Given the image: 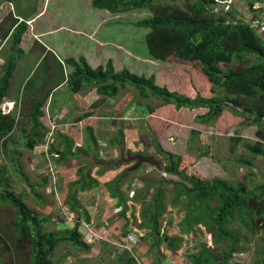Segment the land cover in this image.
<instances>
[{
  "label": "trees",
  "instance_id": "1",
  "mask_svg": "<svg viewBox=\"0 0 264 264\" xmlns=\"http://www.w3.org/2000/svg\"><path fill=\"white\" fill-rule=\"evenodd\" d=\"M160 1L91 0V6L94 9L118 14L150 8L159 4ZM170 1L176 4L177 0ZM180 1L184 3V6L182 10L176 11L175 18H162L161 14L153 15L134 26L147 31L145 46L148 58L164 61L170 59L180 62L184 67H192L191 81L187 83V86L190 85L196 90L197 93L194 96L171 91L165 85L155 83L153 76H138L126 69L116 73L111 62H108L104 68L98 67L92 70L83 58H79L78 61L74 59L66 61V64L74 71L65 77V81L73 91H79L83 83H93L97 94L103 97L114 96L126 86H131L138 91V105L144 101L148 113H152L154 108L169 105H173L177 110L182 107L206 108V112L194 117V121L202 125L216 121L224 109L233 110L246 117L251 116L249 124L256 126L255 135L258 141L244 143L243 148L252 156L264 158V31L242 25L239 21L240 15L232 13L236 12L232 0ZM244 1L247 8L251 10L255 1ZM221 2L230 5L229 12H223V9L219 7L218 4ZM251 19H254L252 15ZM230 21L235 24L232 25ZM13 25L15 26L11 29ZM25 27L23 23L16 24L15 20L9 26L10 55L0 69V104L2 105L5 103L6 91L10 87V78L14 72L16 60L22 55L18 46ZM7 36L8 33L5 39ZM247 57L252 58L249 60ZM194 76L200 81L201 86L198 87ZM204 92L210 93V96L205 95ZM149 94L161 98L162 101L159 104L150 105L146 102ZM48 95L49 92L42 93L37 99L30 98L32 100L26 111L29 127L24 138L25 142L21 139L13 142L9 137L15 128L16 121L6 108L7 105H0V152L1 148L6 147L8 139L13 142V147L22 145L28 150L41 140L43 127L39 119L44 116L42 106ZM87 116H90L89 112L84 113L82 117ZM53 122L57 124V121L53 120ZM85 133L87 135L84 139V147L87 152L92 149L97 150L98 141L93 134V129L87 127ZM191 133L193 136L199 135L195 130ZM122 139L123 132L119 130L111 144L115 145ZM63 140L66 143L67 140L64 138ZM150 142L154 153L165 157L163 173L178 178V181L166 180L163 177L157 180L141 177L143 187L133 191L131 197L126 196L129 189L125 193L121 188L126 184V178L121 179L118 176L103 184V188L109 195L117 199V206L121 207L118 217L126 222L121 229L122 235L127 236L126 229L131 224L126 219L129 209L126 202L128 199L133 202L138 199L146 201L147 193L150 192L149 200L144 203L146 205L140 213L142 223L138 226V230L148 232L142 240L148 239L147 254H151L154 258V263L151 264H162L167 258L164 254L165 250L173 256L176 250H180L182 241L186 238L191 240V237L193 240L189 244L190 247L183 250L186 264H234L231 261L232 255L245 250L244 244L247 237L264 232V179L259 186L251 189L241 182L230 184L217 178L205 181L189 167L193 164V161H190L193 158L188 155L175 156L164 151L154 133ZM13 147L9 149V153H11V159L15 160L16 154ZM71 150V145H68L67 151L57 152L58 150L50 144L48 152L55 156V162L60 165L67 160L66 157ZM133 158L130 161L133 165L130 169H126L125 174L128 171L130 172L128 175L131 172L135 173L142 165L150 164L151 160L149 155L140 151ZM242 163L250 165L247 160ZM96 164L101 166L102 161ZM108 168L110 166L104 167L103 170ZM47 171L51 176L52 171ZM3 174L4 167H1L0 202L10 206L14 216L12 223L9 224L13 235L6 226H0V264H4L2 257L11 253L12 250L25 255L28 264H53L51 258L62 244H71L77 252H91L92 248L82 240L79 232L80 220L83 219L88 223L89 218L82 209L78 197L80 192L99 186V182L91 176V169L80 167L77 171L78 180L68 185V193L63 203L68 206L67 217L76 215V224L72 231L64 234L43 232V227L50 224L51 217H38L32 213L23 203L22 195H15L10 190L8 182L1 181ZM43 183H46V180H42L41 185ZM168 186L171 188L169 191H167ZM165 192L171 196L170 202L172 207L176 208V213L183 214L177 225L178 232L171 238L166 236L165 231L158 229V221L166 213ZM233 223L240 229H244L245 234L242 236L238 234L232 227ZM168 224L172 228V222ZM201 228L204 229V237L208 236L212 241L211 245L204 242L203 237V240L197 237V234H202ZM196 241L199 243L194 246ZM239 243L242 246H239ZM101 246L111 248V245L106 243H101ZM117 250L114 248L109 250L110 255L115 254L113 264H136L131 251L120 250L118 253ZM256 264H264V249Z\"/></svg>",
  "mask_w": 264,
  "mask_h": 264
},
{
  "label": "rangeland",
  "instance_id": "2",
  "mask_svg": "<svg viewBox=\"0 0 264 264\" xmlns=\"http://www.w3.org/2000/svg\"><path fill=\"white\" fill-rule=\"evenodd\" d=\"M51 1L53 2L54 0ZM25 3L27 6L33 7L34 0H25ZM17 4H19V2H17ZM183 6L184 3L180 0H177L176 4H173L170 0H161L159 4H155L143 10L120 14H103L102 20H99L96 18L101 14L94 12L91 14L92 12H90L94 10L91 6V0H68V20H66L67 18L65 15L60 23L61 25L53 24V26L56 28L68 26V28L75 27V29L79 26L84 27V29L80 28L81 31L79 34L83 37L80 38L79 41L77 40L76 31L72 32L68 30V33L63 34L68 35V39L62 37L64 40H61L60 44L63 43L69 53L76 52L78 47L79 51H82L84 43L87 42V40H90V42L92 41L89 37L90 35L87 36V34H89V28L92 27L93 30L104 29L103 43L108 44L106 45L104 54L101 55L105 63L104 67L110 60L120 65L125 57L128 56L124 50L130 51L131 54H133L130 59L131 61L125 60V63H131V65L135 66V70L132 69V67L126 66L130 68V71L131 69L134 70L138 76H153L155 83L165 85L171 91L185 93L192 97L197 93L190 85L187 86V83L191 81L190 78L193 73L192 67H184L180 62H174L170 59L164 61L161 59L148 58L145 46V35L147 31L134 26L143 20L153 17V15L161 14L162 18H175L176 11L182 10ZM71 9H77L79 11L70 14ZM235 14L236 13H234V15ZM95 31L90 32V34ZM73 42L75 46L71 45ZM113 44L119 46L115 47ZM7 52L9 53L8 44L5 45L3 51L0 53V66L5 65L4 59L7 58ZM247 58L251 60L252 57ZM51 60L52 55L49 53H46L39 62H35L36 60H33V55H30L29 57L21 59L20 62L23 65L19 63L20 67L16 68L14 77L11 79V85L5 94L7 97H11V101L5 99L4 105L0 104L2 106L7 105L6 108H8L16 121L15 128L9 136L13 142L19 139L24 142L26 141L24 138L26 137V132L29 127L26 111L28 110L30 100H32L30 98L34 97V99H37L41 97L42 93L47 94L49 92L48 90L53 89L58 81L64 79L71 73V69L68 68L67 64V71L65 73L67 75H65L61 64L55 63L50 65ZM64 66L65 64L63 67ZM188 72L189 74L187 75ZM186 78L188 80H186ZM194 78L198 87L201 86L200 81L196 79L195 76ZM65 88H68V86ZM52 93L55 95L57 94L55 91H52ZM131 94L132 100H136L137 102V99H139L138 91L135 89ZM204 94L210 96L208 92H204ZM161 101V98L154 97L150 94L146 99V102L152 106L154 104H159ZM141 106H139V108L138 105L136 106V112L138 113L140 111L144 113L145 118L142 122H136L135 127L137 135L139 134L140 145H137L138 147L136 146L137 148L135 147L134 152L131 153H128L126 149L124 150L123 145H121V151L123 160L126 161L133 160L134 155L138 151L145 155H149L151 160L149 161L150 164L142 165L139 170L132 175L126 187L125 185L121 187L122 191L125 193L126 190L129 189L126 193L127 197H131L130 192L132 191V184L135 185L134 191L139 188L141 189L140 179L138 180L136 178L137 175L153 180L163 177L166 180L172 179L178 181V178L163 173L162 169L166 160L164 156L154 153V149L150 142L152 133L157 137L164 151L175 156L188 155L193 158L190 160L191 162L193 161V164H190L189 167H191V170H193L197 176H200V178L205 181L217 178L230 184L241 182L247 186L248 189L259 186L263 181L264 158L252 156L243 148L244 143H254L258 141L255 135L256 126L249 124L252 119L251 116L246 117V115H239V113L233 110L224 109L216 121L207 125H202L195 122L194 117L206 112V108L197 107L188 109L182 107L177 110L173 105H169L154 108L152 113H148L145 103H142ZM240 106L242 107V105ZM48 109V105L45 109H42L45 115L40 118L45 121V128H42L43 136L37 144H34L31 150L26 149L22 145H17L16 148L13 147V142L10 143L9 139L7 140L6 147L1 148L0 168L4 167V174L1 177V181L6 180L10 190H12L15 195H22L23 203L32 213L38 217H51L50 224L43 227V232L64 234L68 231H72L75 226L73 227V225L68 223V219L65 216L67 207H65L63 203L64 196L61 192H56L55 188L60 186L58 184H62L63 176L61 175L69 171L70 164L63 163L58 165L55 162V156L48 152V140L54 145L56 143V134L60 131V128H64L63 125L60 126V124H55L53 122V119L50 118L48 113ZM53 125H55L56 128L53 131V138L50 139ZM193 130L197 131L199 135L193 136L191 133ZM63 132L65 134L66 130L63 129ZM11 147L15 148V150L12 149L16 154L15 160L11 159V153H9ZM245 160L250 162L249 166L242 163V161ZM144 162L145 160L143 163ZM129 165L132 166L133 164L130 163ZM47 170L52 171L51 176ZM245 176L246 178H244ZM134 178H136V181ZM42 180H46V183L41 185ZM170 189V186H168L167 191ZM100 190L102 192V189ZM165 195V204L167 206L166 213L162 215L161 219L158 221V229L165 231L166 236L171 238L178 232L177 225L183 214L176 213V208L172 207L170 202L171 196L167 195V192H165ZM100 196L102 197L101 200L104 199L107 203H116L113 206L117 205V199L112 198L106 190L105 193L103 194L102 192ZM149 196L150 192L147 193L146 201L138 199L136 202H133L128 199L126 202L127 207H129L126 213V219L131 223L126 231L130 232L129 234H132V236L135 232H140L138 230V226L142 223L140 213L146 205L144 203H147L149 200ZM98 207L92 205L91 208H89L91 218H93H89L90 222L96 220L98 215H102L104 212L107 213V209H110V206L106 203ZM119 209L121 210V207L117 206L114 212L111 213V216H113L111 220L115 219L114 217L116 214L119 216ZM86 215L89 217L87 212ZM13 216V209L0 202V226H6L10 229L9 224L12 223ZM81 221L83 223L79 231L82 237L86 239L88 232L83 226V224H85L84 220L81 219ZM170 221L172 222V228L169 227L168 224ZM111 223L112 222H109V224ZM116 224L118 228L120 227L123 229L126 222L121 219L117 220ZM232 227L241 236L245 234L244 229H240L237 224L233 223ZM141 231L142 232L139 234L140 236H144L148 233L147 230ZM201 231L202 234H197V237H203L205 239L204 242L211 245L212 241H210V238L208 236L204 237L203 228H201ZM10 232L13 235L11 229ZM192 240L193 237H191V240L190 238L184 239L180 250H176L173 256L170 253L167 254L169 258L167 257L162 264H186L183 250H187L190 247L189 244H191ZM140 241L142 242V239H140ZM198 243V241L194 242V246L198 245ZM239 246H242V244L239 243ZM111 248L115 249L113 246H111ZM111 248L104 247L100 249L102 254H96V252H77L71 244H62L55 250L51 261L53 264H113L115 262V257L109 253ZM244 249L245 250L240 253H234L231 261L234 264H256V261L261 258L262 250L264 249V232H260L255 236H248L246 244H244ZM179 254L182 256L180 257ZM2 262L4 264H28V259L25 255L18 254L12 250L11 253L2 257Z\"/></svg>",
  "mask_w": 264,
  "mask_h": 264
},
{
  "label": "crops",
  "instance_id": "3",
  "mask_svg": "<svg viewBox=\"0 0 264 264\" xmlns=\"http://www.w3.org/2000/svg\"><path fill=\"white\" fill-rule=\"evenodd\" d=\"M16 1L19 2V4H17ZM222 3L227 6V9L223 10V12H229L230 5L225 2ZM232 3L236 8V12L233 11V13L240 15L239 21L248 20L250 9L247 8L245 1L232 0ZM33 4V7H30L29 5H26L25 0H0V53L3 51L5 45L8 44L9 53L7 52L8 55L6 57L10 55V24H13V21L15 20L16 24L23 23L26 26L25 31L20 38V43L18 46L19 50H21L22 52V55L16 60L15 69L10 78V85L11 79L14 77L16 68L20 67V64H22L20 60L29 57L30 55H33V60H36L35 62H39V60L43 58L46 53L51 54L52 60L50 62V65L58 63L63 66L65 64V66L63 67L64 74L67 71L66 61L69 59L78 61L79 58H83L92 70H95L98 67H104L105 63L104 60H102L101 55L104 54L106 45H108L107 43H103L104 29H95V31L92 27L89 28V34H87V36L90 35L89 37L92 41L90 42V40L86 39L87 42L84 43L82 51H79L78 47L76 49V52L69 53L68 49L64 47L63 43L60 44V41L64 40L62 37L68 39V35L63 34L68 33V30L72 32L76 31L78 37L77 40L79 41L80 38L83 37L79 34V32L81 31L80 28L84 29V27L79 26L78 28L76 27L77 29H75V27L68 28V26H61L58 28L53 26V24L61 25L60 23L64 19L65 15L67 18L66 20H68V0H54L53 2L51 0H34ZM78 11L79 10L77 9H71L70 14L77 13ZM90 12H92L91 14H93V12L101 14L96 18L99 20H102L103 14L109 13L105 10L98 9H94ZM14 26L15 25H13L11 29H13ZM93 31L95 32L90 34V32ZM7 33L8 36L5 39ZM71 45L75 46V43L73 42ZM113 45L115 47L119 46L117 44ZM124 51L126 52V54H128V56H126L125 59L122 58L124 60L120 65H117L115 61L113 63L112 60L108 62H112L116 73L121 72L124 69H128L130 73L136 74L134 72L135 66L131 65V63H125V60L131 61L130 59L133 54H131L130 51ZM6 59L7 58H5L4 60ZM2 66L3 65H1L0 68ZM126 66L132 67V69L134 70L131 69L130 71V68H127ZM68 68L71 69V73L69 74L71 75L74 70L70 66H68ZM65 80V78L61 79L53 89H50L45 104L44 106H42V109H45L48 105V113L50 115V118L57 121V124H60V126H64V128H60V131H58V133L56 134V143L53 145L58 150L57 152L67 151L68 145H71L72 148L71 152L66 157L67 160L63 162L64 164H70L69 171L65 172L64 174L62 173L61 176H63V182L62 184H58L60 186H57V189H55L56 192L62 193L65 200L68 193V185L71 182L78 180V169L82 166L86 167L87 169H91V176L99 182V186L79 193L78 197L82 209L84 210V212L86 210V212L89 214L88 218L90 219H93L91 218L89 210L92 205H95V207H100L106 203L110 206V209H107V213L104 212L102 215H98L96 217V220H94L95 222L93 221L95 224L93 222H90L89 219V222L87 224L91 226L94 232L101 236V241L99 243H89V246L92 248L91 252L102 254V251H100V249H103L101 243H106L115 247V250L118 249L117 252L119 253L120 249L117 246L126 244L129 241L127 240V238L130 235L131 237L137 236V234H140L142 231L139 230L140 232H135L133 236L132 234H129L130 232H126L129 235L127 234V236L124 237L122 235L121 228H118L116 224L117 220H121L118 217V214L115 215V219L111 220L113 217L111 216V213H113L114 209L117 208V205L113 206L116 203L112 204L107 203L104 199L101 200L102 197L100 196V194L102 192L103 194L105 193V189L102 186L103 184L114 180L118 176H120L121 179L126 178L125 183L128 184L129 180H131L130 178L132 177V175H134V173L128 175V173H130L129 171L127 174H125L126 169H130L131 167V165H129L131 160H123L121 145H123L124 150L126 149L130 153L134 152V148L137 145H140L139 134L137 135L135 127L136 122H142L145 116L144 113L140 111L138 113L136 112V106L138 105V103L136 102V100H132L131 93L135 91V88L131 86H126L114 96L103 97L97 94L96 87L93 83H83L79 91H73L71 89V86H69ZM66 86H68V88H65ZM52 91L57 92V94H53ZM4 99L11 100V97L5 96ZM139 106L141 105H138V108ZM86 112H89L90 116L82 117ZM40 123L42 127L45 128L44 119H40ZM87 127L93 129V134L96 136L98 141L97 150L92 149L90 152H87V149L84 147V139L87 135V133H85V129ZM63 129L66 130L65 134L63 132ZM119 130H122L123 132V139L121 142L112 145L111 141L113 138H115V135ZM63 138L67 140L66 143ZM9 141L10 143H12L10 139ZM164 146L163 148L165 149ZM98 161H102L101 166L96 164L98 163ZM107 166H110V168L103 170V168ZM136 178L139 180L141 177L137 175ZM136 178H134L135 181ZM139 182L141 183L142 188L143 182H141L140 180ZM126 184L125 187L127 186ZM133 186L135 185L132 184V189ZM100 189H102V192ZM65 207L68 208L67 205ZM109 222L112 223L109 224ZM68 223L73 225V227L75 226V224L69 219ZM145 236L146 235H144V237L141 239H144ZM137 237L142 236L139 235ZM147 241V239L142 240V242L139 240L140 244H137L131 249L133 256L135 258H138V262H136L137 264L154 263L153 256L151 254H147V246L145 245ZM164 254L166 255V257H168L167 254L169 253L167 250H165ZM112 255H114L115 257L114 253ZM179 255L181 257V254Z\"/></svg>",
  "mask_w": 264,
  "mask_h": 264
},
{
  "label": "built area",
  "instance_id": "4",
  "mask_svg": "<svg viewBox=\"0 0 264 264\" xmlns=\"http://www.w3.org/2000/svg\"><path fill=\"white\" fill-rule=\"evenodd\" d=\"M254 1H255V4L252 5L251 10L249 12V19L248 20H241L240 22L242 23V25H248L254 30L260 29L261 31H264V0H254ZM220 4H221L220 8H222L223 10L227 9V6L225 4H223L222 2ZM259 12H260V15H259ZM251 15H252V17H254V19H251ZM234 24H235V22L232 23V25H234ZM55 128H56V126L53 125L52 126V135H51L50 139L53 138V131L55 130ZM50 144L51 143L48 140V146ZM134 188H135V186L133 187L131 194L133 193ZM83 226H84L85 230L88 232V236L85 239L87 243H94V242H97V240H100L101 236L99 234H97L96 232H94L89 224H83ZM138 235L139 234H137V236ZM137 236H133V238L129 236L127 238V240H129V241L126 244H124V245L121 244L120 246H117V247H119L120 250L131 251V249L133 247H135L137 244L138 245L140 244L139 240L144 237V236H142V237H137ZM146 243L148 244L149 242L147 241ZM147 244H145V245L147 246ZM135 261H138V259L135 258Z\"/></svg>",
  "mask_w": 264,
  "mask_h": 264
},
{
  "label": "clouds",
  "instance_id": "5",
  "mask_svg": "<svg viewBox=\"0 0 264 264\" xmlns=\"http://www.w3.org/2000/svg\"><path fill=\"white\" fill-rule=\"evenodd\" d=\"M219 5V7H220V3L218 4ZM233 23V22H232ZM231 23V24H232ZM100 156H101V153H100ZM67 212H68V208H67V210H66V214H67ZM66 214H65V216H66ZM67 217V216H66ZM67 219H69L71 222H73L74 224H76V218H75V214H74V216H72V217H70V216H68L67 217ZM84 223L85 224H87V222H85L84 221ZM81 225H82V221L80 220V227H81ZM80 232V231H79ZM80 236L82 237V235L80 234ZM82 239H83V241L86 243V244H88L89 245V243H87L86 242V240L82 237ZM101 241V237H100V240H97V243H99ZM95 243V242H94ZM120 249V248H119ZM134 260H135V258H134ZM136 262H138V261H136ZM137 264V263H136Z\"/></svg>",
  "mask_w": 264,
  "mask_h": 264
}]
</instances>
